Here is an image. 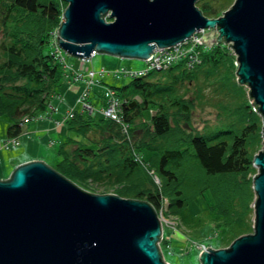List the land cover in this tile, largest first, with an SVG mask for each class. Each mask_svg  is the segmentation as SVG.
I'll list each match as a JSON object with an SVG mask.
<instances>
[{
	"label": "trees",
	"instance_id": "trees-1",
	"mask_svg": "<svg viewBox=\"0 0 264 264\" xmlns=\"http://www.w3.org/2000/svg\"><path fill=\"white\" fill-rule=\"evenodd\" d=\"M194 3L211 17L230 0ZM64 4V0H0V118L7 120L6 136L18 134L23 116L41 117L51 97L61 98L57 89L63 78L66 83L80 81L74 98L78 107L72 106L71 115L62 119L65 135L55 149L54 169L79 186L86 187L87 178L112 186L114 193L146 200L154 210L165 203L185 227L189 218L205 219L211 230H220L222 245L249 231L255 171L251 156L259 145L261 118L244 85L235 80L233 55L225 44L202 45L192 67L177 60L164 69L135 75H129L126 71L133 69L128 68L88 67L98 83L104 71L129 76L120 86L106 88L120 102V120L115 121L81 107L82 90L95 108L103 104L106 90L88 88L84 79L73 78L75 70L82 73L84 67L67 64L68 73L53 55L52 31ZM205 86L211 91L206 99ZM202 99L217 108V119L197 128L191 109ZM198 197L203 205L193 214L188 203ZM163 242L159 240V247Z\"/></svg>",
	"mask_w": 264,
	"mask_h": 264
},
{
	"label": "water",
	"instance_id": "water-1",
	"mask_svg": "<svg viewBox=\"0 0 264 264\" xmlns=\"http://www.w3.org/2000/svg\"><path fill=\"white\" fill-rule=\"evenodd\" d=\"M64 1L54 38L69 56L94 51L146 61L153 47L174 45L199 28L208 29L199 37L205 45L232 49L235 80L247 86L261 118V146L251 156L250 231L225 246H205L197 258L264 264V0H232L211 17L195 0ZM160 238L161 223L146 200L86 191L39 158L0 178V264H170Z\"/></svg>",
	"mask_w": 264,
	"mask_h": 264
},
{
	"label": "rangeland",
	"instance_id": "rangeland-1",
	"mask_svg": "<svg viewBox=\"0 0 264 264\" xmlns=\"http://www.w3.org/2000/svg\"><path fill=\"white\" fill-rule=\"evenodd\" d=\"M231 1L232 0H230V2ZM207 30H208L207 28H199L196 31H194V35L197 37H200L203 31L207 32ZM52 34L53 36H55V29L52 31ZM215 34H216V31L214 32V36ZM223 44H225V46L229 49L230 53L233 55L231 51L232 49L227 45V43H223ZM156 48L158 47L157 46L153 47V49H156ZM60 51L62 50L60 49ZM52 52H53V55L57 57L59 61H61L62 66L65 67L64 69L66 71V69H68V65L64 61V58L62 60V58H60V56H57V55H61V56L63 55L69 56V55L63 51H62L63 55L60 54L59 52L58 53L54 52V48H52ZM93 54L94 56L90 57ZM70 57L73 62L82 64V66L86 69L85 72H87L88 75L90 74L88 72L89 69H87L88 67L97 69L99 66H102L104 67L105 71H112L115 68H119V69L128 68V69L136 70V69H142L145 66V60H142V59L133 58V57L131 58L117 57V56H113L110 54L94 52V51L90 52V55H89L90 59L83 61V62L79 60L80 58L73 57V56H70ZM233 62H234V55H233ZM235 64L236 63L234 62V65ZM78 67H81V66H78ZM154 70H158V69H154ZM105 71L102 73L101 84H99L97 80H93L87 83L86 81L88 80H85L83 84L85 83L86 86H88V88L90 89H93L95 87L93 86V84H96L97 86L99 85L100 86L99 93H103L106 90L107 86L109 85L120 86L122 83H125L129 79V76L127 74H123L119 72L118 75L114 76L112 75V72H105ZM75 72L79 73L78 70H75ZM83 78H85V75H83ZM66 80L68 79L66 78ZM71 83H73V81H70L69 83L67 82V85L70 86ZM76 83L78 84L81 82H76ZM244 89H247V86H244ZM202 93L204 95L203 96L204 99H206L205 96L211 95V91L208 86H205L202 88ZM202 101L200 104H194L191 109V121H192V124L197 128H200L201 126H205V125L211 126L213 123L216 122V119H217V114H216L217 108L211 105L206 100L202 99ZM248 101L252 104L250 99H248ZM94 105L96 104H92L93 109L95 110ZM46 106L51 107L49 101ZM72 106L77 108L78 104L75 101H73V104L66 108L65 113H64L65 115L69 116L68 113L70 112V109L72 111ZM255 112L258 114L256 110ZM143 115L144 116L148 115L147 110L143 111ZM23 117H22L23 119L19 122L20 131L15 136V139H16L15 144L7 145V146H4L2 144L6 142L7 139L9 138L8 136H6V133H5V127L7 125V120L5 118L4 119L0 118V178L7 176L10 170L12 169V167L20 161L30 159V158H39L45 161L46 163H48L49 165H51L54 159L56 158L55 149L57 148L59 141L57 140V135L54 133L52 135L54 138V144L52 146L47 145L45 143L46 141L45 137L40 139V143H37L35 141H30V140H24L25 141L24 145L21 143L17 144L18 139H19L17 136L19 135V133L23 132L22 129L25 126L26 122L33 121V119L38 116L35 114L30 117H27V116H23ZM54 122H55L54 125L56 126L59 125V122L57 121H54ZM29 123L32 124L33 122H29ZM58 136L62 139L64 137L63 133H58ZM260 146H261V141H259V145L254 150V152L258 148H260ZM23 151L24 152L27 151V154L34 153L37 151L39 154H42L44 156V159L41 157H28V158L20 157L18 154L23 153ZM152 178L154 182H157V179H155V177L152 176ZM85 183H86V187L84 186H80V187L86 191L93 192V193H102V192H113L114 193L112 186L104 187L101 184H98V182H95L94 180H90L89 178L86 179ZM202 205H203L202 197H198L197 201H190L188 203V209L191 213L196 214V213H199ZM155 213L160 223L162 224L160 239L166 240L165 242L160 243L159 249H161V254H162L163 259L169 262L170 264H198L197 253L200 249L205 248V246L216 248V247H221V246L226 245V244L225 245L221 244L220 230L219 229L211 230V228H209V223L205 219L195 221L189 218L188 221L185 222V225H186L185 227L183 223L180 221L179 217L176 214L169 212L167 208L165 207V205L164 207H162V209L161 208L156 209ZM251 218H252V215L250 216V221H251Z\"/></svg>",
	"mask_w": 264,
	"mask_h": 264
},
{
	"label": "built area",
	"instance_id": "built-area-1",
	"mask_svg": "<svg viewBox=\"0 0 264 264\" xmlns=\"http://www.w3.org/2000/svg\"><path fill=\"white\" fill-rule=\"evenodd\" d=\"M187 41V42H186ZM204 43L200 40L199 37L194 35V32L182 39L181 41L175 43L171 46L161 47L153 49L149 55V57L145 61V66L142 69H136V70H128L126 71L129 75H135L144 73L148 69H164L168 67L170 64L177 60H181L186 67H192L194 64H196L199 61V51ZM54 52H59L61 54L60 48L57 46V44L54 46ZM62 58L61 55H57ZM85 58H80V61L82 62ZM235 62V60H234ZM86 69L84 68V71L81 73H74L73 78H82L84 80H88L87 82L98 80L97 76L94 74L93 70L89 69L88 72H85ZM93 73V74H92ZM98 74L101 73V69L98 70ZM83 75H85V78H83ZM95 75V77L93 76ZM109 89H107L104 92V98H103V104L93 109L92 104L85 100V97L87 95L86 90H82L78 100L81 103V107L87 111L88 113H93L94 111L99 112L103 116L109 117L115 121L120 120V102L117 98H115L111 93ZM104 107V108H103ZM72 111L70 109V112L68 113L71 115ZM121 129L124 130L123 125H121ZM15 136L9 137L6 142L2 143L4 146L15 144ZM165 203H163L159 209L164 207ZM162 217V216H161ZM162 228V224H161Z\"/></svg>",
	"mask_w": 264,
	"mask_h": 264
},
{
	"label": "crops",
	"instance_id": "crops-1",
	"mask_svg": "<svg viewBox=\"0 0 264 264\" xmlns=\"http://www.w3.org/2000/svg\"><path fill=\"white\" fill-rule=\"evenodd\" d=\"M92 56H94V54L91 55L90 57ZM63 58L66 64H68L71 68H75V67L78 68V66H80V63L73 62L70 56L64 55ZM70 67L66 69L68 73L71 71ZM81 67L83 68L82 64ZM65 80L66 78H63V82H62L63 84L57 89L59 91V94L61 95V98L51 97L49 99V103L51 107L47 106V109H45L44 111L45 112L44 115L41 117L34 118L33 121L26 122L25 126L22 129L23 132L19 133V135L17 136L19 138L17 144L21 143L24 145L25 144L24 140H30L40 143V139L45 137L46 139L45 143L47 145L52 146L54 144V138L52 136L53 133L57 135L58 141L62 139L58 136V133H63V135H65V131L62 126V119L65 110L67 107L73 104L77 89L80 88L81 86V83L78 84L76 83L80 81L73 82L71 83L70 86H68ZM99 87H100L99 85L98 86L96 85L94 88H96L97 91L99 92ZM91 99L93 101L92 97ZM54 121L59 122V125L58 126L54 125L55 124ZM29 122H33V123L30 124ZM18 155L24 158L41 157L44 159V156L42 154H39L37 151L30 154H27V151L26 152L23 151V153Z\"/></svg>",
	"mask_w": 264,
	"mask_h": 264
}]
</instances>
